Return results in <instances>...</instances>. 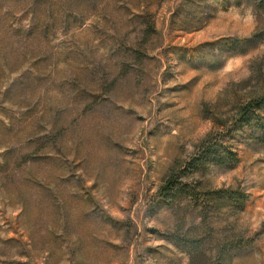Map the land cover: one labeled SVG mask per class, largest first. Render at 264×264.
<instances>
[{
  "label": "rangeland",
  "instance_id": "obj_1",
  "mask_svg": "<svg viewBox=\"0 0 264 264\" xmlns=\"http://www.w3.org/2000/svg\"><path fill=\"white\" fill-rule=\"evenodd\" d=\"M259 90L264 0H0V264H264V146L180 172Z\"/></svg>",
  "mask_w": 264,
  "mask_h": 264
},
{
  "label": "trees",
  "instance_id": "obj_2",
  "mask_svg": "<svg viewBox=\"0 0 264 264\" xmlns=\"http://www.w3.org/2000/svg\"><path fill=\"white\" fill-rule=\"evenodd\" d=\"M257 36L254 34L253 38H257ZM10 105L15 106V104ZM5 114L4 112V116ZM220 125V137L217 136L218 133L208 132L196 146L194 154L185 161L180 172H198L208 164L226 166L234 163L236 155L231 148L230 141L235 138L241 139V135L247 136L255 144L264 146V90L251 93L242 102H239L236 105L233 118L223 121ZM37 150L43 152V147H39ZM23 156L24 162L31 159L29 154ZM181 186L177 177L173 173L169 174L165 185L161 187L160 198L170 200L171 197H176L184 188ZM230 197L233 198L234 205L241 207L245 195L242 192L230 193L228 190L220 189V200H227ZM223 250L220 249V253Z\"/></svg>",
  "mask_w": 264,
  "mask_h": 264
}]
</instances>
